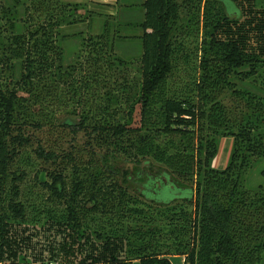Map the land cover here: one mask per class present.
<instances>
[{"label": "trees", "instance_id": "obj_1", "mask_svg": "<svg viewBox=\"0 0 264 264\" xmlns=\"http://www.w3.org/2000/svg\"><path fill=\"white\" fill-rule=\"evenodd\" d=\"M236 1L143 0L138 75L116 55L107 24L64 65L58 28L74 22L80 3L38 0L26 31L7 37L0 29V264L45 263L7 248L9 226L26 211L17 162L28 149L49 162L42 171L50 181H38L65 204L51 215L55 226L80 250L88 246L78 262L62 264H173L169 255H184L185 264H261L264 184L248 188L241 172L250 155L264 156V101L233 89L232 76L264 66V7L243 19ZM181 9L198 12L196 24L203 12L205 38L194 79L176 92ZM230 89L241 101L234 107L222 101ZM62 109L72 119L58 120ZM204 126L234 136L224 169L211 167L217 139H205ZM87 219L95 240L85 234Z\"/></svg>", "mask_w": 264, "mask_h": 264}, {"label": "rangeland", "instance_id": "obj_2", "mask_svg": "<svg viewBox=\"0 0 264 264\" xmlns=\"http://www.w3.org/2000/svg\"><path fill=\"white\" fill-rule=\"evenodd\" d=\"M37 1L1 0L0 29L4 28L7 37L11 33L16 34L26 31L27 23L32 20V18H27L35 12L34 5ZM53 1L55 5L56 0ZM60 2L72 5L80 3L83 6L71 15L74 20L73 23L65 24L58 28V43L65 52V66L76 61L77 55L82 49L83 38L104 33L107 24L106 36L108 40H112L116 55L127 60L130 72L138 75L140 59L143 54V29L141 26L145 19V10L141 4L143 0H60ZM236 3L241 11L240 17L243 19H247L250 16V11L259 12L264 7V0H238ZM3 10L8 11L7 16L3 13ZM88 10L91 12L89 13ZM181 10V23L185 27V33L183 32V36H181L183 39L181 46L184 54L179 53L177 56L180 59L179 68L174 77L179 79V82L174 79L171 85L172 89H176V92L178 89L185 91V85L194 79L196 65L202 55L200 46L203 38H205L203 34V16L201 17L203 12L200 10V22L196 24L193 16H197L198 12L194 14L193 11L189 12L187 9ZM12 22H14V31H12L13 28L11 27ZM2 33L4 34V31ZM186 57H189V64L185 63L184 59ZM18 65L17 62V74L19 72ZM244 75L245 73L232 76V81L235 83L233 89L247 91L250 94L261 97L264 101V66L254 75L246 74L247 76L243 77ZM232 91V89L227 90L222 97L223 103L229 107H234L241 102ZM239 112H236L237 115H239ZM57 114L58 120L71 118L65 112V109H62ZM241 118L247 121L246 115H242ZM259 118L261 122L258 121V123L260 122L262 127L258 131L264 137V114L259 116ZM206 126H204L205 139L210 141L217 139L216 153L211 160V167L220 170L224 169L232 161L235 147L234 136H225L222 132L218 134ZM201 158L204 161V154ZM249 162V167L241 172L242 181L248 188L256 189L264 184V156L250 155ZM17 165L25 174L20 182V197L26 211L24 218H16L9 226L7 248L10 251V255H16L22 261H25L26 258L25 262L41 261L45 262L44 264H62L67 260L78 262L79 258H83L84 254L88 252L86 251L88 246H84L80 250L79 246H75L76 244L74 243L76 241L73 236L68 234L69 231L67 232L64 227L55 226L51 215L53 216L55 212L60 214L59 211L65 209V204L60 203L56 197H53L52 192L43 187L38 181L41 173L45 172L42 171V168L49 166V162L37 157L31 149H28L18 159ZM45 177L46 183L50 181L46 172ZM63 177L66 179L67 184L70 183L69 186H71L74 178L72 170L66 169ZM139 208L152 209L145 202H140ZM133 209H137V204L133 205ZM88 222L91 224H88ZM93 223V219H87L86 225L83 227L86 229L85 234L90 236L91 240H95L94 235L91 234ZM131 223L134 224L136 222L131 221ZM81 231L83 229H80L79 232ZM99 248L91 249L89 252L94 254ZM174 262L178 264L177 259H174ZM261 264H264V250L261 255Z\"/></svg>", "mask_w": 264, "mask_h": 264}, {"label": "crops", "instance_id": "obj_3", "mask_svg": "<svg viewBox=\"0 0 264 264\" xmlns=\"http://www.w3.org/2000/svg\"><path fill=\"white\" fill-rule=\"evenodd\" d=\"M172 263L175 264L174 259L178 260V264H185V256L184 255H169ZM130 264H140L139 260H133Z\"/></svg>", "mask_w": 264, "mask_h": 264}, {"label": "water", "instance_id": "obj_4", "mask_svg": "<svg viewBox=\"0 0 264 264\" xmlns=\"http://www.w3.org/2000/svg\"><path fill=\"white\" fill-rule=\"evenodd\" d=\"M40 181L42 183H45L46 182V177H45V172H42L41 175H40Z\"/></svg>", "mask_w": 264, "mask_h": 264}, {"label": "built area", "instance_id": "obj_5", "mask_svg": "<svg viewBox=\"0 0 264 264\" xmlns=\"http://www.w3.org/2000/svg\"><path fill=\"white\" fill-rule=\"evenodd\" d=\"M52 264V263H51Z\"/></svg>", "mask_w": 264, "mask_h": 264}]
</instances>
